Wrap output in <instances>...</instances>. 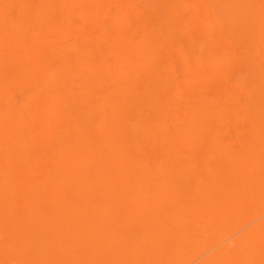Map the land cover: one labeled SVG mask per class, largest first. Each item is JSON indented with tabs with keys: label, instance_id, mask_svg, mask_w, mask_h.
<instances>
[{
	"label": "bare ground",
	"instance_id": "obj_1",
	"mask_svg": "<svg viewBox=\"0 0 264 264\" xmlns=\"http://www.w3.org/2000/svg\"><path fill=\"white\" fill-rule=\"evenodd\" d=\"M25 3L23 6H27L28 3ZM178 3L176 5L179 7ZM17 4L13 2L12 7ZM30 4L29 2L28 6L32 7L37 3ZM77 5L74 4L73 7ZM165 5L163 3V6ZM214 5L213 3V7ZM81 6L79 8H82ZM8 7L11 8L10 13L8 12L9 16L16 17L18 12L15 11L19 9L21 11V5L19 9L14 10L15 13L12 12L11 3L8 4L7 9ZM168 7L163 10L169 11L171 7ZM27 8L30 12L35 10V8L32 10ZM44 8L40 6L37 10L35 15L39 17L35 21L32 19L35 16L31 17L30 13L23 9L18 19L12 21L13 25H9L10 28L14 27L11 31L17 34L16 39L7 46L4 43L0 44V63L11 62L12 65L11 67L0 65V264L4 263V258L8 263L7 257L10 258L11 264H264V129L256 137V147L253 148V152L247 151L240 158L238 151L227 147L232 143L226 144L228 140L224 138L225 136L223 138L226 142L221 140L218 142L210 132L212 128H207L206 118L204 119L200 114L195 115V111H198L197 108L201 105L196 104L197 108L191 106L193 108L191 112L194 110V115L197 117V119L192 118L191 123L187 118V120L177 119L175 117L177 115L167 105H163V100L161 105L156 104V109L151 111V118H154L153 114L161 118L151 119L148 116L150 113H147L148 117L145 118V112H139L131 100L132 98L135 100L138 93V90H135L137 85L129 86L120 67L109 62L110 55H104L99 59V55L92 53L89 57L86 56L84 61L80 60L79 64L74 58V61L70 60L72 58L69 53L70 58L68 57L67 61L68 58L65 57L67 52H72L70 47H66L68 44L64 43L65 47L64 45L56 47L57 45L52 44L53 39L52 41L48 39V35L50 33L53 35V32L56 37L55 33L61 26L59 23L56 29L51 23L50 26L54 25L56 29V32L55 30L52 32L48 25L52 18L57 17L55 15L57 7H54L55 14L50 13L54 15L51 16L50 21V17L47 19L46 15H44L46 21L41 20L44 16H40V13ZM0 9H3V5ZM173 10L171 9L175 12ZM71 11L69 14H72ZM185 11L182 10L186 13ZM218 11L215 9L216 14ZM159 13L156 15L153 12L156 16ZM168 13L167 17L166 13H163L166 19L169 18ZM187 14L191 16L190 12ZM160 15L153 18L160 19L163 16L162 13ZM85 16L90 15L85 14ZM193 16L196 18V15ZM194 17L190 18L195 20ZM217 17L220 21L218 23L222 24L225 17L223 20H220L222 17L220 19L219 16ZM77 18L79 19L78 15ZM187 18L189 17L186 16ZM178 19L181 20L182 17ZM34 22L37 24L35 25ZM185 24L187 25L186 21ZM129 25L121 26L130 28ZM162 26L165 27L164 24ZM42 27L46 30L43 31ZM79 27L83 29L82 26ZM163 30L159 31L160 34L164 32L162 35L167 29ZM40 31L43 34H40ZM144 31L147 32L145 29ZM230 31L232 32V29ZM138 32L135 34L138 35ZM152 32L150 35L144 34L149 38L151 35L153 37ZM173 32L176 37L174 30L171 31V35ZM121 33L126 32L121 31ZM167 33L168 31L166 36ZM4 35H7V32ZM157 35L159 34L156 33ZM160 36L159 42H161ZM174 36L171 37L172 41L175 39ZM151 37L143 38L150 42ZM119 38H124V35L118 37V40ZM133 38L132 41L137 37ZM178 38L177 35L176 39ZM92 40L94 45L95 38ZM102 40L99 39V42ZM152 41L153 39L151 43ZM140 42L138 41V46L144 45L142 42L139 45ZM85 43L83 54L91 44L89 41L88 46L87 41ZM161 45L159 44V47ZM153 46L154 53L152 54V47L149 52L155 62L158 58L156 52H161L158 60L161 59L166 45H163L162 49V46L160 49L157 48V43ZM82 47L84 45H81ZM91 47L88 49L93 50L95 46ZM170 47L173 49V46ZM56 48L61 54L56 53ZM67 49L68 51H65ZM141 50L143 48L140 47ZM77 51L78 54L81 53L80 50ZM107 51L104 48V52ZM165 51L167 53V50ZM128 53L136 55L134 61L143 58L138 56V52ZM73 54L72 52L71 55ZM148 54L145 61L139 62L140 67L150 66L153 70L155 66V70H160L161 74L164 63L163 65L160 63L162 68L159 70L157 62L153 66L146 65L148 58L152 59L151 55L147 58ZM93 56H98V60H93L95 58ZM164 58L166 59L165 55ZM179 59L181 62L182 59ZM167 60L164 61L165 66ZM135 62L136 65L138 62ZM179 66H182L181 70L184 67L182 62ZM180 67L177 68L178 72ZM183 70L184 74L186 69ZM127 72L130 73L131 70ZM162 72L161 78L164 74L165 79L166 73L164 70ZM22 73L26 79L23 85L20 86L19 83L20 88L10 86L12 79L13 82L21 76L24 79ZM175 73L171 74L172 77L177 76ZM14 75L15 78L11 77ZM152 76L153 81H151H155V83L150 81L152 86H160L159 82L156 83L158 77L155 80ZM176 78V83L180 85V79L183 78H180V75ZM175 79L170 78L171 81L167 83L163 79L160 80L163 81V86L168 84L172 88L173 85L171 86L170 83H175ZM140 85L138 84V87ZM157 86L155 88L158 92L160 88L157 89ZM166 89L168 90L169 87L166 86ZM162 90L164 92L165 89ZM161 91L157 95L160 96ZM184 91L188 94L187 89ZM169 92L168 90L166 93ZM152 93L154 95L156 92L152 89ZM169 94L165 99H168L166 104L170 106ZM140 95L143 96L141 91ZM188 95L191 96L189 100L193 101L192 94ZM203 96L205 97L204 94ZM210 97L211 95L208 96ZM151 98L153 99V96ZM176 100L174 99L175 103H172L179 104ZM194 101L197 102L196 99ZM141 102L148 103L142 100ZM138 104L141 105L140 102ZM250 106L252 105L249 103L247 110L244 109L248 111ZM182 115L185 117L184 112ZM232 118L233 116L229 120L232 121ZM219 119L221 120L220 117ZM217 125L213 128L215 129ZM235 127L238 126H234V129L232 126L233 130L230 128L228 136L235 137L234 133H241L234 132ZM240 128L248 130L246 125H240ZM249 132L251 131L248 130L247 133ZM216 133L220 137L218 130H214L215 135ZM244 135L239 136L243 137L240 142L237 140L240 144L245 139H249L247 135L251 133L246 134V138ZM246 140L242 143V148L247 146ZM222 142L226 146L223 143L225 147L220 148L219 143ZM239 143L236 144L241 148Z\"/></svg>",
	"mask_w": 264,
	"mask_h": 264
},
{
	"label": "rangeland",
	"instance_id": "obj_2",
	"mask_svg": "<svg viewBox=\"0 0 264 264\" xmlns=\"http://www.w3.org/2000/svg\"><path fill=\"white\" fill-rule=\"evenodd\" d=\"M23 1L28 3L27 6L25 5L26 7L23 6L24 2H22V0L21 1L20 0H17V1L16 0H14V1L13 0H4V1L2 0V1H0V4L2 3L1 5H3V9H0V14H1L2 10L5 11V12L2 11L3 15L1 14V16H0V44L4 43L5 46H7V44H9L14 39H16L15 37L17 36V34L15 35L14 33H12L13 31H11V30H14V27L12 28V26H11V28H12L11 29L9 25L10 24L13 25L12 21H15L16 19H18L17 17H18V15L21 14L20 12H22L23 9L29 7L32 10V8H35V6H37L38 8L37 7H36L37 9L35 8L36 12H35V10H34V12H33V10L30 12V10L28 8H27V10L26 9L24 10V11L29 12L30 13L29 15L31 17L35 16V17H32V19L35 21L36 18L38 19V17H39V16L35 15L38 12L37 10L40 8V6L43 8L45 7L44 10L42 11L43 15H42V13H40V16L46 15L47 19L50 17L49 18V21H50V19L52 17H54V15H52L54 13V10H55L54 7H57V11H55V13L56 12L57 13L56 14L54 13L55 15H57V17L55 16L54 19L52 18V21L48 25L50 26V24L53 23L55 25L56 29L58 28V25L61 24V26H60V29H57L58 32L55 33L57 38L54 36V32H53L54 30L56 32L54 25L50 26V30H52L53 35L50 33L48 35V39H50L51 41L53 39L52 44L57 45L56 47H58L59 45H62V47L64 45V47H65V44H68V46H66V47H70L69 49L74 54L71 55L72 52H69L67 49V50H65V51H68L67 55L65 54L66 55L65 57L70 58V56H71L72 59H70V60L74 61L73 60V58H74L77 60L78 63L80 62V60L84 61L86 56L89 57V54H92V53L99 55V59H102L104 57V55H107V56L110 55L109 58L107 56H105V57H107L109 59V62H112L115 65H117L118 67H120V70H122L121 73L123 74V76H125L127 78L126 82L129 84V86L134 87L137 85L136 86L137 88H139V89L143 88V89L139 90L135 87L136 88L135 90L136 91L138 90V93L135 97V100L132 98L133 96L131 97L132 98L131 100L134 103V105L137 106L136 109H138L139 112H142V113L145 112V114H146L145 118H147L148 116H150V118H151L152 117L151 111H153L154 108L156 109V107H157L156 104L161 105L164 102L163 105H167L174 112V114L177 115V116H175L177 119H186L187 118V119H189V122L191 123L192 118L197 119V117H196L197 115H199V114L203 115V118L204 119L206 118L205 124L207 125V128H209V129L212 128V129H210V130H212L210 132L212 133L213 136H215L218 139V142H220V140L226 142L225 140L227 139L228 141L226 144H228L229 142L232 143V144L230 143L232 146L230 145V147L229 146H227V147L229 149L234 150V151H238L240 158H242L243 157L242 155L247 153V151L253 152V148L256 147V142H255L256 137L264 129V85H262V82L264 83V46H263L264 45V42H263L264 41V0H211V1L210 0H113V1L107 0L106 3H105V0H78L79 4H81V5L84 4V6L79 5L77 0H61V2L59 0H49L50 2H52V4L48 0H23ZM34 1L38 5L34 4L35 3ZM71 1L73 4H71ZM154 1L156 4H154ZM172 1H176V2L172 3ZM13 2H14V4L15 3L17 4L18 2L20 3L21 11H19L20 9L18 8V7H20L19 3L17 5H14L13 7L15 9H13V7H12ZM29 2L31 3L30 5L34 4L35 6L34 5H32V7L28 6ZM168 2H170V3H168ZM177 2H179L178 3L179 7H178V5H176ZM10 3H11V7H12V12H14V10H16L17 8L19 9L18 11L17 10L15 11V12H18V14L16 13V17L15 16H9V14H8V12L10 13V11H11V8H9V7L8 8L10 10L7 9L8 4H10ZM136 3H138V4H136ZM163 3H164V5L165 4L166 5L163 6ZM184 3L186 5H184ZM213 3L215 4L214 7H213ZM58 4L60 6H58ZM70 4L72 6H70ZM74 4H76V5L78 4L79 6L77 5V6L73 7ZM131 4L132 5L134 4V5L132 6ZM182 4H183L185 9L183 8ZM1 5H0V8H1ZM189 5L190 6L192 5V7H190ZM210 5H211V7H210ZM22 6H23V8H22ZM80 6L82 8H79ZM129 6L131 7V9ZM168 6H170L171 8ZM216 6H218V8ZM63 7H65V9ZM140 7H141V9H139ZM157 7L159 8V10ZM167 7L170 8L169 11H168V9L163 10L164 8H167ZM133 8H136V9H133ZM148 8H149V10H148ZM152 8H153V10H152ZM191 8H193L195 10H192ZM6 9L9 11H7ZM75 9H76V11H75ZM77 9L79 12L77 11ZM171 9H174L173 11H175V12H172ZM181 9L183 11L187 10V11H185L186 13L182 12ZM188 9H190L191 11L190 10L188 11ZM215 9H216V11L219 10L217 12V14L215 12ZM110 10H112L113 12L112 11L110 12ZM151 10L153 12H155L156 15L158 14V12L162 13V15H163V13L164 14L166 13V15H165L166 17H167V13L169 12L168 13L169 18L166 19V17L163 15L162 18H160L161 20L159 18H158L159 20L157 18H155V19H157V22L155 23V19L153 17L154 16L159 17L161 15L159 13V15L156 16L155 14H153V12H151ZM211 10H213V11H211ZM70 11L72 12V14H69ZM82 11L83 12L85 11V12L83 13ZM115 11H116V13H115ZM73 12H75V13L73 14ZM87 12L90 15V16H88L89 18L87 16H85V14L88 15ZM187 12H190L191 16H190V14H187ZM195 12H197V13H195ZM213 12H215V13H213ZM4 13H5L6 19L4 18ZM50 13H52V14H50ZM192 13H193V15H196V18L192 15ZM48 14H50V16H48ZM77 15H78L79 19L77 18ZM112 15L113 16L115 15V16L113 17ZM215 15L219 16V19L222 17L220 20H223V18L225 17L222 24L220 23L221 25L218 23V21H219L218 17ZM220 15H222V16L220 17ZM30 16H29V18H30ZM46 16H44L41 20L46 18ZM72 16H75V17L73 18ZM84 16L87 18H85ZM151 16H152V18H150ZM170 16L173 17V20L175 23L173 22V20H171ZM186 16L189 18L186 19ZM82 17H84V18H82ZM90 17H91V19H90ZM130 17H131V19H130ZM140 17H142V18H140ZM175 17H177V19H178V17H182V19H181L182 21L180 19H178V20L174 19ZM190 17H194L195 20H192L193 18L191 19ZM200 17H202V18H200ZM93 18H94V20H93ZM89 19H90V22L88 21V23H87V20H89ZM104 19H106L105 20L106 23L104 22ZM135 19H139V20H135ZM54 20L56 21V24H55ZM81 20H82V22H81ZM107 20H109V21H107ZM151 20L154 22H152ZM167 20H169L168 23H166ZM183 20L186 21L187 25L185 24V21H183ZM160 21H162V22H160ZM191 21H192V23H191ZM148 22H150V23H148ZM90 23H92V24H90ZM129 23H130V25H129ZM143 23H145V24H143ZM160 23L162 25L164 24L165 27L162 26ZM34 24H35V22H34ZM136 24H137V26H136ZM150 24H152V25H150ZM158 24H160V25H158ZM218 24L220 27L218 26ZM105 25H107V26H105ZM121 25H125V26L129 25L128 27H130V28H126V27L121 26ZM142 25L143 26L145 25L146 27L144 26L145 27L144 28ZM173 25H174V27H173ZM223 25H225V26H223ZM79 26H82L81 28H83V29H80ZM228 26H229V29H228ZM250 26H252V27H250ZM105 27H107L106 31H105ZM131 28L133 31V36H132ZM148 28L150 30L147 31ZM153 28H155V29H153ZM159 28H160V30H163V29L166 30L167 29L165 31L164 35H162L164 33L163 32L164 30L161 31L163 33L160 34L159 33L160 30H158ZM120 29H122L121 31H123L124 33L126 32V33L125 34L121 33ZM144 29L147 32H145ZM186 29H188V30H186ZM191 29H192V31H190ZM231 29H232V32L230 31ZM45 30L43 28V31H45ZM50 30H48V32ZM60 30H62V31H60ZM109 30L111 32H109ZM136 30H137V32H138V30H140L138 32V35L135 34V33H137ZM173 30L175 31V35L177 34L181 40L179 38L176 39L177 35L175 37L173 35L174 32L171 35V31H173ZM36 31H37V29H36ZM149 31L150 32L155 31V32H152L154 34L153 37H151L152 35L150 36L151 39H153L152 43H155V44L151 43V39H150V42H149V40H147L150 38V37L148 38V35H150ZM167 31H168V33L166 36ZM5 32H7V35H4ZM94 32H96V34ZM97 32H98V34H97ZM115 32L118 33L117 37H116ZM37 33H39V31H37ZM86 33H87V35H86ZM93 33L95 34L94 45L92 44L93 43L92 39H94ZM112 33H114L115 35L113 34V36H112ZM120 33H121V35H119ZM144 33H146V34L149 33V34L146 35ZM156 33H158L159 35L164 37V38H162L160 36L161 42H159L160 41V40H158L159 35L156 36ZM40 34H43V32H41ZM123 35H124V38H122V39L119 38V40H118V37H120V36L123 37ZM125 36H126V40H125ZM134 36L137 38L132 41V38ZM144 36L147 39L143 38ZM154 36L157 37L155 41H154V39H155ZM172 36H174V38L177 41L175 39H174V41H172L173 40V38L171 40ZM98 38L100 40L105 38L104 39L105 42H104V40L99 42ZM233 38H234V40H233ZM2 39H3V41H2ZM55 39H58V41H56ZM142 39L145 41V43H144V41H142ZM82 40H83V44H82ZM140 40H141L142 44L145 45V47L147 46L146 47L147 50L146 49L144 50V48H145V47H143L144 45L138 46V41L140 42ZM188 40H189V43H188ZM85 41H87V46H88V41H89L91 43L89 45V47H91V45H92V47H94V46L95 47L93 50L92 49L89 50L88 49L89 47H88L86 49V51H84V54H83V50H85L84 48L86 46ZM123 41L125 42L126 45H124ZM162 41H163V43H162ZM141 42L139 43V45H141ZM148 42H149V44H148ZM158 42L160 45H161V43L164 46L166 45L164 52L162 51V58L161 59L158 60V58H160L161 52L160 53L156 52L155 55H157L158 58H156V56L154 55L155 58L157 59V60H155V62H157V64H159V67L157 68L158 70L162 68V67L160 68V66H162L164 63L163 70L167 75V76L165 75V79L163 78L164 74L162 75V78H161V74L163 73L162 69H161V74H160V70L159 71L155 70V68H154L155 66L153 67V70L151 69L152 67L150 68V66L149 67L145 66V68H144L143 65H141V67H142L141 68L140 63H139L141 61L146 60L145 58H146L147 53H149L147 58L150 57L149 55L152 56V54L154 53L153 50L155 49V47L153 45H156V43L158 46V47L157 46L156 47L158 49H160L161 46H162L161 49L163 48V45H161L159 47ZM259 43H260L261 47H259L260 46ZM150 44H152V45L150 47H148V45H150ZM81 45H84V47H82L83 49L81 48ZM238 45H241L242 47L238 46ZM99 46H101V47H99ZM152 46L154 47V49ZM170 46H173L172 47L173 49H171ZM140 47L143 48V50L140 51ZM104 48H106V50H108V51L104 52ZM150 48L152 49V54L150 53L151 52ZM157 48L155 51H157ZM257 48L260 50H258ZM57 49L58 48H56V53L59 51ZM76 49L80 50L82 54L81 53L78 54L77 53L78 51ZM149 49H150V52H149ZM87 50H89V52ZM128 50H130V51H128ZM165 50H167V53ZM133 51H135V54H137V52H138V56H142L144 59L139 58V61H137L138 59L137 60L135 59V61H136L135 62L134 58L136 55L133 56L134 53H128V52H133ZM141 52H143V53L145 52V53L141 54ZM59 54H61V53H59ZM68 54L70 56H68ZM163 54L165 55L166 59H168L166 62L167 68H165L166 66H165L164 61L166 59L164 58ZM167 54H168V56H167ZM95 56H93V58ZM172 57L174 60L172 59ZM69 58L67 59V61L69 60ZM95 58L93 60H98L97 59L98 56ZM153 58H154L153 56H152V59H151V57L148 58V60L146 61V65L150 64L151 66H153L155 64V62L153 61ZM179 58L182 59L181 60L182 65L185 67V68L183 67V69H186L185 73H184L185 75L183 74L184 70L183 69L181 70L182 66L181 67L179 66V63L181 64V62L179 61L180 60ZM76 60H75V62H76ZM184 60H185V63H184ZM175 61H178V62H176L177 64L175 63ZM134 62L135 63L138 62V63L135 65ZM10 63L9 62H6V63L3 62V63H0V65L3 64V65H1V67H6V66L11 67L12 65ZM143 63L145 65V62H143ZM72 64L74 65V62ZM218 65H219V67H218ZM179 67H180V70L178 72ZM149 69H151V70H149ZM128 70L129 71L131 70V72L130 73L127 72ZM145 70L149 73V75L147 72H144ZM170 71H172L173 74L176 72L175 73V74H177V76L175 75L176 77H178L180 75V78H183V79H180V85H178L179 83L178 84L176 83L177 78L175 76L172 77L173 74ZM141 72H143L145 74H142ZM150 72L152 74H154L153 76L155 77V80H156V77H158L159 81L157 80L156 83L157 84H158V82L160 83L159 84L160 86H157V85H154V86L155 87L157 86L158 87L157 89L160 88V91L162 89L167 90L166 86H168L169 87L168 90L170 91L169 92L170 94L166 93V92H168V90L166 92H165V90H164V92L162 90L161 95L160 96L157 95L158 92H160V91L157 92L156 88L152 86V83H155V81L152 82L153 81L151 78L152 74L150 75ZM169 72H170V74H169ZM15 73L17 74L18 72L16 71ZM19 73L21 74V72H19ZM155 74H157V75L155 76ZM22 75L24 76V79L22 76L20 77V79H15L16 80L15 82H13V79H12V81L10 82V86L13 87V85H14V87L16 86V87L20 88V86H22L26 80L24 73H22ZM143 75H145V76H143ZM148 76H150V77L148 78ZM213 76H214V78H213ZM257 76H258V78H257ZM11 77L15 78L16 75L11 76ZM145 77H147V78L145 79ZM159 77L161 80L163 79V81L165 83L170 82L171 81L170 78H172V80L175 78L176 79H175V83H173V82L170 83L171 86L173 85L171 88L170 85H168V84H165V86H163L162 85L163 81L161 82ZM233 78L236 81L235 80L233 81L232 80ZM137 79H140L141 81L140 80L137 81ZM166 79H167V81H166ZM132 81H134V82H132ZM182 81H183V83H182ZM230 81H231V83H230ZM259 81H262V82L260 83ZM138 84L139 85L141 84V85L138 87ZM175 84H176V87H175ZM149 85H150V87H148ZM161 85L163 86V88L161 87ZM196 86H198V87H196ZM182 88H185L184 90L187 89L188 94H192V99H194V100L196 99V101H197V102H195L193 100L195 104L193 103L192 100H189L191 98V96L189 97V95L187 94V91H186V94H187L186 95L185 91ZM152 89H153V92L154 91L156 92V93H154V95H153V93L151 94ZM140 91H141V94H143V96L140 95ZM144 91H145V94H144ZM147 92H149V94H147ZM162 92L165 93L164 96L162 95L163 94ZM261 93H262V95H261ZM168 94L170 95L169 99L170 100L172 99L171 102L169 100V104L171 103L170 106L168 105V103L166 104V102H168V99H167ZM202 94H204L205 97L204 96L202 97ZM155 95H157V96H155ZM210 95H211V97L208 98V96H210ZM151 96H153V99L151 98ZM162 96H163V98H162ZM166 96H167V98L165 99ZM197 96H198V98H197ZM158 97H159V99H158ZM206 97H207V99H204ZM148 99H149V101H147ZM174 99L175 100L179 99V100H176V101H179V104L177 102H176V104H173V103H175ZM141 100L143 102H148L150 104L142 103ZM161 100H163V102ZM198 100L200 101L199 103H198ZM218 100H219V102H218ZM180 101L183 102L184 104L183 103L181 104ZM187 101H188V103H187ZM129 102H131V101L129 100ZM138 102H140V104H141L140 106H139ZM191 102L193 105H191ZM249 103L252 106H250V109L248 108V111H246L247 106H249ZM151 104H154V105L151 106ZM196 104H198V106L199 105H201V106L197 108ZM211 105H213V107ZM183 106H184V108H183ZM191 106H194L195 108H197L198 111H195V115L197 114L196 116L194 115V112H193L194 110L192 111L193 113L191 112V109H193ZM141 107H142V109H141ZM186 107L188 109H186ZM176 108H178V109H176ZM181 109H184V110L181 111ZM133 111H134V109H133ZM245 111L247 112V115H246ZM180 112H182L181 115L178 114ZM183 112L185 113V117H184V115H182ZM251 112H253V113L251 114ZM147 113H150V115L147 116ZM190 114H192L195 117H192V115H190ZM229 114H230V116H229ZM249 114H250V117H249ZM153 116H154V118L156 117L155 119L161 118L160 116H156L154 114H153ZM231 116H233L232 121L229 120V118L231 119ZM219 117L221 118V120L219 119ZM154 118H151V119H154ZM210 118H212L213 120ZM215 118H216V120H215ZM198 122H200V121H198ZM238 122H240L239 125H238ZM211 123H214L215 125H217L219 123V124H221L220 125L221 127L218 124L216 126V128L214 129L213 127L215 125L214 124L211 125ZM244 124L246 126H248V130L251 131L249 133H251L252 137H251V135H247L249 137L245 136L246 134H249V133H247L248 130L246 131L245 128L243 130L240 128V125L245 126ZM230 125H231V127H230ZM232 126H233V129H234V126H238L237 128L235 127L236 129L234 130V132L237 131V132H241V133L237 134V133L233 132L235 134V137L233 135L228 136L227 134L230 135L229 130H230V128L232 129ZM238 128H240V129H238ZM214 130L215 131L218 130L219 134H221V135L223 134L222 137L220 135V137H221L220 138L218 133H216L217 135H215ZM232 130H231V132H232ZM242 131H244V132H242ZM245 131H246V134H245ZM240 135L241 136L244 135L245 138L246 137L249 138L247 140L245 139L246 140L245 144H247L246 147L242 148V146H241L245 140L244 141L242 140L243 142L241 144L239 143L241 141V139L243 138V137H239ZM232 136H233V139L235 138L234 139L235 141L233 139H231ZM223 137L226 139H224ZM229 139H231V141ZM233 141L236 142L237 144L239 143V145L243 149V152H242V149L239 148V146L236 143L235 144L237 145V147H234L236 145L233 144L234 143ZM224 142L221 143L222 145L219 143L220 148H223L226 146V144ZM223 143L225 144V146ZM245 144L243 146H245ZM215 150L217 151L218 149H215ZM215 150H214V152H215ZM240 151L242 152V154ZM250 152H248L249 155H250ZM253 158H255V157H253ZM0 164H1V160H0ZM4 259H3L4 263H6V264L10 263L9 257L6 258V260L8 259V263Z\"/></svg>",
	"mask_w": 264,
	"mask_h": 264
}]
</instances>
